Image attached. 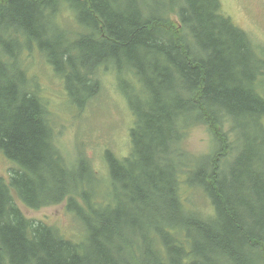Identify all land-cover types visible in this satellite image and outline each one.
Masks as SVG:
<instances>
[{
	"label": "trees",
	"instance_id": "obj_1",
	"mask_svg": "<svg viewBox=\"0 0 264 264\" xmlns=\"http://www.w3.org/2000/svg\"><path fill=\"white\" fill-rule=\"evenodd\" d=\"M50 1H55L56 6L58 2L63 3L71 12L79 14L80 25L85 26L86 31L89 30V34H82L81 37L88 36L92 42L80 40L81 37L77 39L80 56L92 53L93 45L106 44L123 48L128 55L133 56L137 45L147 49L155 46L153 32L161 35L168 32L169 46L173 52L168 49L165 54H171V58L163 59L166 65L156 66L155 71L154 67L148 69L158 74H179L182 81L159 86V99L175 104L176 95L181 104L194 106L197 116L180 122H184L190 129L198 125L206 127L218 143L217 150L190 161L195 171L181 180V176L185 175L184 170L190 169L189 159H185L187 153L180 150L174 151V160L168 158L172 142L168 144L165 140L174 139L172 135L168 137L171 118L161 109L153 112L155 131L161 133L163 124L167 126L168 132L161 137L156 132L147 133V138L140 143L137 128L140 118L130 101L136 118L135 126L130 131L132 153L127 158H121L107 151L108 181L97 175L90 158L83 154L84 146L81 145L80 151L70 159L63 151L65 149L57 146L55 125L45 104L33 95L34 100L26 98L19 91H24L18 80L20 73L9 59L13 60L21 45L15 53L11 52L15 49L6 53L7 41L12 39L18 29L25 34L26 42L38 41L39 47L45 50L58 71V61L56 58L52 59L56 55L52 49L47 50L42 45L41 38L35 35L36 30L43 36L49 29V17H46V25L37 23L34 19L35 7ZM107 1L109 0H0L1 8L11 6L7 11L9 16H0V151L12 164L17 161L21 165L19 169L13 167L14 173L10 170L8 178L0 176V233L3 236L0 241L9 254L0 264H81L69 255L62 241L40 239L37 244L28 243L18 229L11 228L7 207L3 208L5 203L13 206L26 221L52 231L58 228L42 220L27 218L16 199L33 209L67 201L65 213L69 214L72 221L77 218L83 222L86 229L83 245L87 243L88 225L99 215L112 211L115 201H121L119 194L127 190L122 181L128 185L131 197L140 196L141 191L145 198L141 205L146 212L163 201L169 213L159 216L165 220V224L171 226L154 228L156 237L151 238L149 228L129 222L128 245L142 247L150 242L153 246L157 243L159 248L150 251L151 260L146 257L143 260L134 259L132 255L138 253V248L124 249L120 257L127 254V264H264V115L254 117V112L258 110L264 113V99L254 91V83L264 77V63L260 66L257 57L262 52L250 43L248 33L224 15L220 0H124L121 7L114 0L122 15L111 12ZM159 7L163 9L160 13ZM171 15L179 19L178 25L175 19H171ZM185 17L192 18L200 30L197 45L190 40ZM102 34L104 36L101 41L92 39ZM73 50L75 51L72 52ZM68 53L70 57L79 56L75 47L69 49ZM57 56L68 58L63 53ZM131 61L132 64L136 63ZM81 69L84 67L81 66ZM95 69L94 67L92 72L80 74L84 77L80 82L74 74L66 78L58 72L65 77L64 85L67 90L74 78L73 91L68 97L74 95L75 103L82 105L96 93L97 84L93 79ZM258 69L262 78L256 79ZM89 81L94 84L95 93L78 96L76 85L84 84L91 90L93 86ZM145 89L143 98L149 97L147 88ZM149 93L152 96L150 91ZM205 98L221 106H212L213 111L208 108V112ZM252 118L253 132L245 136V119ZM174 129L176 142L184 140L188 131L178 125ZM246 130L248 131V125ZM234 146L235 150L228 152L235 158L225 155L227 149ZM144 150L152 156L147 157ZM48 155L51 156L50 164L42 171L35 172L34 164L45 160ZM182 159L185 160L183 165L180 163ZM203 160L210 162V170L215 172L219 181L225 173L229 174L227 179L235 182L227 187L220 186L210 177V171L202 166ZM222 160H225V166H222ZM196 162L200 164L199 167L195 166ZM236 162H241L242 165L236 167ZM145 167L156 170L153 178L155 186L150 187L141 180L140 172ZM184 182L195 186L194 189H201L210 197L211 202L216 197L223 200L222 204L212 202L215 210L212 218H207L193 207L195 205L192 202L188 206L185 204L180 194V187ZM145 187L150 188L149 192L154 189L148 198L146 196L149 192L146 194ZM100 205L111 208L98 212ZM74 227L72 223L70 229L64 232L70 235L69 232ZM245 234L253 235L254 238L244 241ZM72 243L71 251L74 253L79 245L74 241ZM94 255L101 264H110L104 260L103 255ZM81 262L87 264L85 260Z\"/></svg>",
	"mask_w": 264,
	"mask_h": 264
},
{
	"label": "bare ground",
	"instance_id": "obj_2",
	"mask_svg": "<svg viewBox=\"0 0 264 264\" xmlns=\"http://www.w3.org/2000/svg\"><path fill=\"white\" fill-rule=\"evenodd\" d=\"M130 1V0H129ZM135 2H138L140 0H134ZM109 4V7L111 8V12L117 13L122 15V12H119L118 9L116 8L114 0H109L107 1ZM58 5L60 6L61 10H64V4L58 2ZM56 7V2L55 1H50L45 4H40V6L35 7V16L34 19H36L37 23H45L46 25V17H50V13L52 10H54ZM6 8V7H5ZM1 8L0 5V16L1 14L8 15L9 12H7L11 6L8 8ZM110 13V12H109ZM1 18V17H0ZM52 24L55 27L56 32H52V34H47V32L42 36L41 38V43L42 45L47 49H57V54H67L68 58L66 57H53L52 59L56 58L58 61V72H61L68 78V76L71 77L72 74H74L77 77L78 82L83 81L84 77L81 76L80 74H85V73H90L92 72L93 68L95 67L96 69L94 70V75L93 79L96 81L97 88L100 89L101 87V78L100 74L105 71V69L108 68V71L110 72L111 70L115 72H110L112 75L114 73H118L121 76V79L124 77H129L131 83H137V86L134 84L135 88V93L139 94V96H131L132 92L126 93V98L130 101H132L133 106L135 110L137 111L140 122L138 125V137H139V142L142 143L146 138H147V133H155L159 137L163 136L162 134H166L168 132V128L166 125L161 126V133L158 131H155L154 125L152 123L153 120V115L152 113L155 112L158 109L163 110L167 115L171 118V126L169 128V135L175 136V127L177 125L185 130L188 131L190 128L184 123L180 122L182 120H188L192 118L193 116H197V111L196 108L190 104H181L180 103V98H178L176 95H174V100L175 104H171L168 101H165V99H159L160 94L158 91V87L162 86L164 83L172 84V83H177L182 81V78L179 74H169L168 72L166 73H156L151 70H149L151 67H154V71L156 70V66L163 67L166 64L163 63V59H168L166 57L171 58L170 56H167L165 53L168 49L172 51L171 47L169 46V38L170 34L168 32H164L162 35L158 32H153L152 35L154 37L155 46L149 47V49L145 48L142 45H137L134 48L133 56L131 54H127V52L123 48H115L113 45H98L95 46L93 45L92 49L93 52L90 54H85L80 56V48L78 45L77 39L81 37L82 34H89V30H85V26L79 25V24H71V23H66L62 22L61 24H57L54 20H51ZM185 22L186 25L189 29V36L190 40L194 45H197L198 42V34L200 30H198L197 26L193 23L192 18L190 17H185ZM139 23V22H138ZM85 24V23H84ZM81 30V31H80ZM78 31H80L78 34H76ZM199 31V32H198ZM76 34V39L71 38L72 34ZM201 34V33H200ZM103 35H99L96 37H92L95 41H101ZM26 36L23 33V31H20L17 29V33L14 34L12 39H10L8 42V51L10 49H17L22 43L23 40L25 39ZM13 40V41H12ZM80 40H84L87 43L92 40L88 36H83L80 38ZM25 41V40H24ZM152 42V40H151ZM6 42H4L5 44ZM76 48L79 56L77 57H70L68 50L72 48ZM73 50L72 52H74ZM134 60L136 63L132 64V61ZM181 60V59H180ZM56 61V62H57ZM110 62H117L118 64H114L117 68V71L108 66L107 63ZM183 62V61H182ZM106 64V65H103ZM15 70H17L20 74H25L27 70V66L23 62H15L14 63ZM81 66L84 67V69H81ZM149 68V69H148ZM92 69V70H91ZM14 74H17L16 72L13 71ZM168 73V74H167ZM163 75V76H161ZM90 85L93 86V88L86 92L84 91H77L78 96L81 94L83 95H91L95 93L94 89V84L89 81ZM38 84L37 81H29L27 85H36ZM148 92L149 97L143 98L146 89ZM88 88V87H86ZM176 88L178 86L176 85ZM21 95H24L26 98H30L34 100L33 96L29 94L28 92L21 91L19 90ZM151 92L152 96H150ZM8 93V92H7ZM177 94L179 92L177 91ZM94 95V94H93ZM92 95V96H93ZM91 96V97H92ZM131 96V97H130ZM36 101V100H35ZM206 101V106L205 102L203 103L205 108L207 109L208 112L213 111L212 106L214 107H220V104H215L205 98ZM129 108L131 109L130 104L128 105ZM149 107V108H148ZM169 110H168V108ZM210 110H209V109ZM132 110V109H131ZM220 110V109H218ZM133 113V111H132ZM255 115H260L263 116L264 113H262V110H258L254 112V117ZM240 118V116H239ZM246 124L244 125L245 127V136L251 135L253 132V126H252V119H245ZM135 121L136 118L134 114H132V119L130 122V128L128 132L130 133L131 129L135 126ZM248 125V131L247 129ZM164 141V140H163ZM174 139H169L168 141L165 140L168 144L173 142ZM50 142V138H47V143ZM176 147H170L168 155H174V151L180 150L181 147L178 146V143L175 142ZM45 145L46 140H45ZM144 153L147 157H150L152 155L147 154V152L144 150ZM235 158V156H233ZM72 159V158H71ZM51 161V156L48 155L45 160L43 161H37L34 165L35 167V172L42 171L45 169ZM70 164H74L72 162H69ZM232 165V163H229ZM227 164V166L229 165ZM197 165H200L197 163ZM236 167H240L242 165L241 162H236L234 164ZM202 166L210 171V177H213L216 181V183H219L220 186L227 187L228 185L234 183V180H229L227 177L229 174L225 175V173L221 177V181L217 178L216 174L214 171L210 170V162L203 160L202 161ZM13 167H16V169H19L21 165L17 162L14 161V164H12L11 167V173H14L12 170ZM200 169V168H198ZM10 171L7 173L4 178L9 177ZM156 170L152 169L151 167H145L143 170L140 172L141 180L145 182L148 186H155L153 183V178L155 177ZM219 175V173H218ZM229 183V184H228ZM122 185L126 187L127 190L122 191L119 194V198L121 199L120 202L115 201L113 210L110 212H105L101 215H99L93 223L88 225L87 229V243L82 245V240H85L86 238V229L84 228L83 222L78 221L75 219V221L78 223V225H75V228H78L80 226V229L82 230L83 236L79 240H74L73 237L76 236V229L73 230L72 233V238L69 234L65 233L61 229H55L52 231H48L47 229L37 225L36 223H30L23 219L20 214L16 211V209L9 205L8 203H5L3 205V208L7 207L8 211V216L10 220V225L13 230H19L20 233H22L24 239L30 243V244H37L38 240H43V239H48L53 242V240L57 241H62L64 242L65 250L69 253L71 257H73L76 262H81V260H85L87 264H92V263H97L101 264L99 261H97L94 253L96 255H103L104 260L107 261L110 264H124L122 258L120 257L122 255L123 250H133L135 248H138V253L139 256H143L144 258L146 257L148 260H151L152 258L150 257V251H154V246L148 242V245H143L142 247H133L128 245V229H129V222H135L141 226H146L149 229H154V228H171L169 224H165V220L160 218V214H166L169 213L166 208V205L163 201H160L156 204L155 207H153V210H150L146 212L145 207L141 205V202L144 198V196L141 195L140 191V196L136 197H131L130 193L128 191V185L122 181ZM191 187V185H188V188ZM146 189V194L149 192L150 188L145 187ZM144 189V193H145ZM154 191L151 190L146 196V198L149 197L150 193ZM180 194L183 196V190L180 188ZM213 203H218L222 204L223 200L220 198H213L212 199ZM211 202V203H212ZM99 210L98 212H103L100 209L105 208L106 210H110L111 207H106V206H98ZM222 214V212L220 211ZM18 215V216H17ZM207 218H212L215 215V210H211L208 212H205L204 214ZM81 222V223H80ZM9 237H10V232ZM249 234H245V238H243L244 241H251L254 236ZM7 238V237H6ZM0 239L3 240V236L0 233ZM53 239V240H52ZM136 240H138V237L136 236ZM72 241L76 242L79 246L74 249V253L71 251V246L73 245ZM88 248L86 251L85 249ZM10 251V248H8ZM87 251H91L92 253H84ZM11 253V251H10ZM84 253V256L82 254ZM8 252L5 250L3 245L1 244L0 241V262L8 256ZM132 255V254H131ZM86 256V257H85ZM89 260V262H88ZM127 264V263H126Z\"/></svg>",
	"mask_w": 264,
	"mask_h": 264
},
{
	"label": "rangeland",
	"instance_id": "obj_3",
	"mask_svg": "<svg viewBox=\"0 0 264 264\" xmlns=\"http://www.w3.org/2000/svg\"><path fill=\"white\" fill-rule=\"evenodd\" d=\"M220 1L222 4L221 11H223V13L226 14L234 24L239 25L243 31L248 33L250 43L254 48L262 52L257 55L258 63L261 66V64L264 63V0ZM121 2H124V0H117V4L120 7L122 6ZM162 10V7L158 8L159 13L162 12ZM62 13V16L53 15L54 17L51 16L48 19L49 29L47 34L56 32L55 27L51 22L52 17L57 24H61L63 22V16L68 15L70 16V23L76 25L74 15V17H71L72 14L65 9L62 10ZM76 34L73 32L71 38L76 39ZM35 35L42 38L38 30H36ZM22 40L24 41V39ZM35 42L37 46L38 41L35 40ZM30 44H33V42ZM22 49L23 47L21 46L14 61L24 60L29 67H33V70L32 68H27L25 75L31 76L34 71L31 81L35 80L38 84L32 85V89L46 100L51 112L50 119L55 125V138L59 147L62 150L65 149L66 151H63L68 154L71 159L75 156V151L80 149L81 145L84 146L85 154L90 158L97 175L105 181H108L109 170L105 158V152L111 150L115 156L117 155L119 157L129 155L131 138L128 130L130 128L133 113L128 106L130 100L126 98V93L132 92L131 96H139V94L135 93L134 88V84L137 86V83H131L130 78L127 76L121 79V76L117 72L112 75L110 72L115 71L111 70L109 72L107 68L100 74L102 82L98 93L93 97L87 98L82 105L75 102L72 104V101L69 98V105L66 91L68 92L69 90L70 95L72 94L74 78L69 83V89L65 90L60 77L51 71L50 66L47 65L45 61L40 57L37 58L39 56V47L31 52L24 51L23 55L21 53ZM11 50L12 49H10V51ZM52 51L56 57H58L56 54L57 49H52ZM11 52L15 53L16 50ZM39 54L41 53L39 52ZM114 64L115 63L113 62L107 63L108 66L117 71ZM44 73L47 75V78H43L46 76ZM42 74H44L43 77ZM255 77L256 79L262 78L260 75V69L257 70ZM18 80L22 89L27 91L28 86L25 76L20 75ZM76 89L84 92L89 90L84 84H77ZM254 91L264 99V77L260 81L254 83ZM68 105L70 108L72 106L71 110ZM175 142L176 140L174 136V141L171 143L172 147H176ZM215 144L216 141L211 133L206 127L200 125L191 130L189 129L185 140L180 139L178 141V146L181 147L180 151L185 150V152H188L186 157H184L185 159H189V155L191 157L195 155L197 158L207 155L210 148V153H212L218 148V145L214 147ZM235 148V146L232 149L229 147L227 151L224 150L223 153L226 151L227 153L225 155H230L232 157L233 154L228 151L235 150ZM168 158H171L172 160L175 159L174 155H168ZM183 161L185 160L182 159L180 162L182 165ZM187 161L190 163V160ZM225 165V160H222V166ZM188 166H190L189 172L195 171L191 163L190 165L188 164ZM195 166L199 167L200 165ZM11 167L12 163L5 158L1 152L0 176H6ZM184 176L186 175L181 176V180L185 179ZM180 188L183 190L182 198L187 206L189 200L196 208L203 210L204 212L212 210L211 201L202 192L193 190V186L189 189L186 182L182 183ZM101 199L103 201L106 200L104 198ZM16 202L22 213L29 219L42 220L51 226L54 225L58 229H62L63 231H68L72 223L78 225L76 221H72V218L69 217L68 213H65L67 211V201H63L56 205L44 206L39 209L27 207L17 199ZM100 210L105 211L106 209L101 208ZM75 229L77 232L73 239L79 240L83 236L82 230L80 229V226H78V228L74 227L73 230ZM72 231L69 232L71 236ZM148 232L151 238L156 237L153 229H150ZM154 247L159 248V245L156 243ZM132 256L134 259L143 260V256H139V253ZM128 258L129 256L127 254L123 256L122 260L124 264L128 261Z\"/></svg>",
	"mask_w": 264,
	"mask_h": 264
}]
</instances>
